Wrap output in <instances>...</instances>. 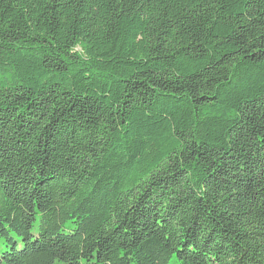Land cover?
<instances>
[{
	"label": "trees",
	"instance_id": "obj_1",
	"mask_svg": "<svg viewBox=\"0 0 264 264\" xmlns=\"http://www.w3.org/2000/svg\"><path fill=\"white\" fill-rule=\"evenodd\" d=\"M0 264H264V0H0Z\"/></svg>",
	"mask_w": 264,
	"mask_h": 264
},
{
	"label": "rangeland",
	"instance_id": "obj_2",
	"mask_svg": "<svg viewBox=\"0 0 264 264\" xmlns=\"http://www.w3.org/2000/svg\"><path fill=\"white\" fill-rule=\"evenodd\" d=\"M5 248L3 247V244H2V242H1V240H0V251H2V250H4Z\"/></svg>",
	"mask_w": 264,
	"mask_h": 264
}]
</instances>
